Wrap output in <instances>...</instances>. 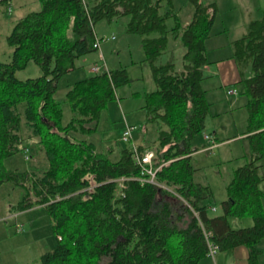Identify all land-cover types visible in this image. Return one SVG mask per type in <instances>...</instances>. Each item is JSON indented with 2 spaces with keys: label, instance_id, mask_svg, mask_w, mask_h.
<instances>
[{
  "label": "trees",
  "instance_id": "16d2710c",
  "mask_svg": "<svg viewBox=\"0 0 264 264\" xmlns=\"http://www.w3.org/2000/svg\"><path fill=\"white\" fill-rule=\"evenodd\" d=\"M11 0H0L9 4ZM194 10L180 19L174 0H39L40 9L20 17L6 37L13 49L9 62L0 60V185L12 183L23 193L10 208L15 212L44 205L57 243L39 257V264H200L208 257V239L220 251L244 245L249 264H260L264 239V5L247 31L233 41V56L248 111L245 138L249 161L237 167L220 202L211 212L214 192L195 180L191 162L196 135L206 128L210 103L203 66L209 63L206 40L218 6L190 0ZM129 16L125 30L141 35L157 88L144 92L146 122L156 123V180L142 182L133 148L113 161L96 151L87 136L98 130L103 109L116 89L130 81L127 69H104L69 84L65 101L71 110L63 122L62 101L55 93L60 78L76 68V59L90 53L95 25ZM172 40L185 47L183 68L174 61L157 63ZM33 60L42 74L19 79L16 72ZM251 71V73H250ZM250 73V74H249ZM140 93V92H135ZM20 106H23L21 112ZM24 118V121H22ZM22 123L28 137L43 149L42 170L8 168L5 159L22 150ZM77 133L81 134L78 135ZM84 135L85 137H83ZM26 151L29 145L24 146ZM140 152L147 147L137 145ZM172 198H161L159 194ZM252 223L233 227L230 218ZM61 236V238H58Z\"/></svg>",
  "mask_w": 264,
  "mask_h": 264
},
{
  "label": "rangeland",
  "instance_id": "374dc122",
  "mask_svg": "<svg viewBox=\"0 0 264 264\" xmlns=\"http://www.w3.org/2000/svg\"><path fill=\"white\" fill-rule=\"evenodd\" d=\"M174 1L180 19L184 22L189 20L194 4L190 0ZM202 1L217 4L219 10L213 32L220 33L225 26L229 41L247 31L249 22L260 15L261 11L257 10L258 3L264 4V0ZM40 8L39 0H11L9 4L0 3L1 61L9 62L11 59L13 49L8 45L6 37L14 23L27 12ZM128 20L129 16H121L112 22L105 19L98 21L95 25V33L98 38H101L100 48L78 57L76 69L60 78L55 93L56 98L63 103V122L67 123L71 117L70 106L65 101L69 84L94 74L95 71L91 70V66L95 64L104 63L101 70L119 67L127 69L130 81L116 89V97L102 111L98 130L87 136L94 143L96 151L107 153L113 161L121 157L125 147H132L134 144L136 146L142 144L147 149L155 150L158 136L157 124L146 122L147 114L142 97L144 92L155 90L157 84L151 65L145 59L141 35L125 30ZM223 21L226 23L224 24ZM173 42L174 40L171 41L172 47H174ZM166 51L158 58L157 63L166 61L168 56ZM182 57L176 49L174 56H170V59L182 69ZM41 74L40 66L33 60L25 68L16 72L19 79L37 77ZM219 83V75H208L203 80L206 98L210 103V113L207 116L205 130L193 139L194 146L202 147L206 140L204 132H208L215 136L218 146L210 150L194 152L191 157L192 164L197 168L195 180L212 187L214 197L211 202L215 204H218L226 195V185L232 179L235 169L248 162L250 157L249 142L243 137L248 116L244 105L247 97L243 93V87L240 83L225 85H219ZM229 88L236 89L237 93L230 94ZM20 110L23 111V106H20ZM134 125L135 128H133ZM128 127L132 128L131 135L128 140H124L122 139L123 131ZM20 133L26 137L22 150L7 157L4 161L6 166L20 170H32L34 167L42 170L46 166L44 150L38 149L35 140L28 137L31 129L24 123ZM27 145L29 149L26 151L24 146ZM262 173H264V167ZM162 187L175 194L174 186L164 184ZM261 187L264 189V181ZM22 193V188L12 183L0 185V264H39L40 255L57 243L52 220L44 205H36L20 212L11 210L10 207L18 202ZM164 197L172 198L168 194H159V199ZM212 212L215 211L212 209ZM251 223L250 217L236 218L231 221L233 227ZM260 245L264 247V239ZM211 259L205 258L201 264H213ZM105 261L106 259L102 264H105Z\"/></svg>",
  "mask_w": 264,
  "mask_h": 264
},
{
  "label": "crops",
  "instance_id": "0c3cea01",
  "mask_svg": "<svg viewBox=\"0 0 264 264\" xmlns=\"http://www.w3.org/2000/svg\"><path fill=\"white\" fill-rule=\"evenodd\" d=\"M92 1L93 0H90V1L84 0V2H86L88 4L92 3ZM263 5H259V3H258L257 10L261 11V8L263 7ZM218 10H219V8H218ZM185 22H187V20ZM223 23L225 24L226 22L223 21ZM213 27H214V25H213ZM223 29L224 30H222L220 33H214L213 29H212L211 35L206 40L207 57H208L209 63L204 65L202 69H203L204 75L206 77L208 75H212V76L219 75V79H220L219 85L220 84L221 85L235 84L240 79L239 69H238L237 63L235 61V58L233 56V53H234L233 41L235 39L232 41L231 40L229 41L227 38V32H226L227 28L225 26H223ZM96 38H97V35H96ZM173 46L174 47H172L171 41H170L168 49L166 51L167 55H168L166 61L171 60L170 56H172V55L174 56L176 49L179 52V56H181V57L183 56V54L185 52V47L183 46V44L180 40H175L173 42ZM78 59L79 58H77L76 61ZM175 65H176L177 70H182L177 66V64H175ZM76 67H77V62H76ZM250 73H251V71H250ZM214 133H216V132H214ZM82 136L85 137L84 135H82ZM243 137H245V135ZM214 138H215V136H214ZM209 143L210 142L206 139L204 141L202 147L196 146V147H198L197 151L210 150L207 148ZM197 151H195V152H197ZM263 167H264V165L262 166V171H263ZM225 197H226V195L220 199V202ZM220 202L218 204L217 203L215 204L214 202H212V205L215 207V209L213 210V211H215L214 214L222 213V207H221ZM218 208H220L219 212H218ZM211 212H212V209H211ZM235 219L236 218H230V223H231V221H234ZM260 248L263 250V252L260 254L259 261H260V264H264V247L260 245ZM217 256H218V259H217ZM208 257H206V258H208ZM209 258L211 259V257H209ZM211 260L213 261V264H249L248 249L244 245H239V246H236L230 250H225V251L219 250L215 256V259L212 258ZM202 261H203V259L200 261V264Z\"/></svg>",
  "mask_w": 264,
  "mask_h": 264
},
{
  "label": "built area",
  "instance_id": "2783aa9c",
  "mask_svg": "<svg viewBox=\"0 0 264 264\" xmlns=\"http://www.w3.org/2000/svg\"><path fill=\"white\" fill-rule=\"evenodd\" d=\"M112 38H114V36H112ZM100 42H101V38L97 37L95 42H94V47L100 48ZM103 65H104V63L92 65L91 70H93L95 72H99V71H101V68ZM228 92L231 94H236L237 90L234 88H230L228 90ZM135 127L136 126L134 125L133 128H135ZM131 129H132L131 127L130 128L128 127L123 131L122 139H124V140L129 139V137L131 135ZM204 137H205V139H207L210 142L208 147H207L208 149H213L217 146V142L211 133L204 132ZM132 148H133V158L140 165L143 180H145V181L149 180V181L156 183L160 186L164 185V184H162L156 180V173H157V171L161 165H156V161H155L156 152H155V150L146 149L144 152H140L135 144L132 146ZM212 209L214 210L215 207H212ZM18 230L21 231L22 228H18ZM209 234H210L209 231H205V235L208 239V256L215 259V256H216L217 252L219 251V247L217 244L209 241ZM58 238H61V236H58Z\"/></svg>",
  "mask_w": 264,
  "mask_h": 264
},
{
  "label": "bare ground",
  "instance_id": "6f19581e",
  "mask_svg": "<svg viewBox=\"0 0 264 264\" xmlns=\"http://www.w3.org/2000/svg\"><path fill=\"white\" fill-rule=\"evenodd\" d=\"M140 180L142 181V182H144L145 180H143V176L140 178Z\"/></svg>",
  "mask_w": 264,
  "mask_h": 264
}]
</instances>
